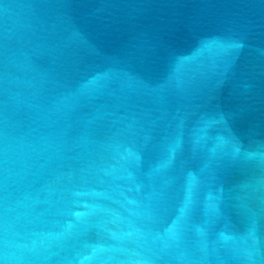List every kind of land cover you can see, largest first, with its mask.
Returning a JSON list of instances; mask_svg holds the SVG:
<instances>
[{
  "label": "water",
  "instance_id": "1",
  "mask_svg": "<svg viewBox=\"0 0 264 264\" xmlns=\"http://www.w3.org/2000/svg\"><path fill=\"white\" fill-rule=\"evenodd\" d=\"M0 264H264V0H0Z\"/></svg>",
  "mask_w": 264,
  "mask_h": 264
}]
</instances>
